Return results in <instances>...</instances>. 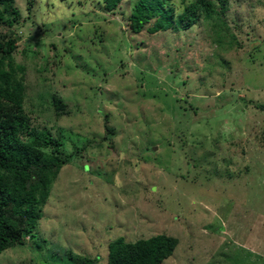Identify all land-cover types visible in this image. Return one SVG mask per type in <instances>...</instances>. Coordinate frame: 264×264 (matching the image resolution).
Returning a JSON list of instances; mask_svg holds the SVG:
<instances>
[{
  "label": "rangeland",
  "instance_id": "obj_1",
  "mask_svg": "<svg viewBox=\"0 0 264 264\" xmlns=\"http://www.w3.org/2000/svg\"><path fill=\"white\" fill-rule=\"evenodd\" d=\"M137 1L3 6L23 113L63 166L0 264H107L112 242L158 235L178 242L162 264H264V0H208L213 17L188 29L195 0H170L155 35L131 31Z\"/></svg>",
  "mask_w": 264,
  "mask_h": 264
},
{
  "label": "trees",
  "instance_id": "obj_2",
  "mask_svg": "<svg viewBox=\"0 0 264 264\" xmlns=\"http://www.w3.org/2000/svg\"><path fill=\"white\" fill-rule=\"evenodd\" d=\"M11 1L0 0V22L13 27L16 16L8 20V10L3 8ZM104 1L106 9L115 12L125 0ZM214 13L213 3L195 0L184 9L178 23H185L188 29L201 17L211 19ZM221 14H225L223 7ZM173 22L170 0H138L129 17L133 33L146 30L150 35L169 30ZM16 42L12 37L0 42V254L10 247L26 245L31 229L44 217L50 187L63 166L56 154L47 156L43 150L52 145L50 135L30 130L23 113L26 69L13 59ZM55 104L58 109L62 105L57 99ZM258 108L264 111L263 105ZM177 244V240L165 235L135 243L118 239L109 246L107 264H162L172 257ZM75 264L96 262L80 257Z\"/></svg>",
  "mask_w": 264,
  "mask_h": 264
}]
</instances>
